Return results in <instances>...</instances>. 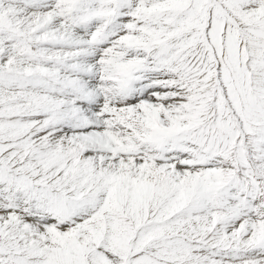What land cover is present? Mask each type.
Instances as JSON below:
<instances>
[{
  "label": "snow or ice",
  "instance_id": "obj_1",
  "mask_svg": "<svg viewBox=\"0 0 264 264\" xmlns=\"http://www.w3.org/2000/svg\"><path fill=\"white\" fill-rule=\"evenodd\" d=\"M0 264H264V0H0Z\"/></svg>",
  "mask_w": 264,
  "mask_h": 264
}]
</instances>
